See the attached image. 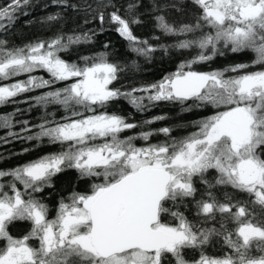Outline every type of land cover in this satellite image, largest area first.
I'll use <instances>...</instances> for the list:
<instances>
[{"label": "snow or ice", "instance_id": "1", "mask_svg": "<svg viewBox=\"0 0 264 264\" xmlns=\"http://www.w3.org/2000/svg\"><path fill=\"white\" fill-rule=\"evenodd\" d=\"M52 2L69 6L68 0ZM29 3L11 0L0 7V30L7 31L16 13ZM190 4L191 21L168 17L170 9L187 16L185 0H151L150 8L156 13L155 28L177 38L159 49L167 54L170 49L196 48L197 55L158 82L127 91L112 86L125 69L110 62L107 52L82 56L83 64L59 55L74 45L91 43L94 32L61 33L14 48L0 39V80L29 74L26 80L0 86V105L17 102L14 98L23 93L71 81L31 98L45 108L61 106L67 113L63 122L45 120L35 126L39 131L22 137L11 131L15 113L0 115V129H8L7 136L0 137L5 143L8 137L47 138L62 146L35 161L0 169V264H264V0ZM99 6L114 8L108 22L132 52L150 60L157 46L133 31L134 25L144 23L140 0H131L124 15L111 0H100ZM58 18L59 13L46 17ZM98 19L105 22L103 11ZM228 54L252 58L211 71L193 67ZM41 69L51 79L31 75ZM120 99L141 112L148 107L145 101L176 102L182 112L205 107L215 111L192 121L197 130L185 137L173 138L172 128L162 127L122 139V132L138 125L107 111ZM164 119L156 116L143 124ZM156 134L169 139L141 147L134 143L147 142ZM69 169L77 172V181L99 182L91 184L90 192L74 189L62 197L55 218L49 219L48 205L36 194L51 188L53 177ZM213 171L215 176L209 179ZM190 207L194 219L185 214ZM16 221L31 224L21 237L9 231ZM215 243L226 251L209 255L207 249ZM189 252L198 256L189 259Z\"/></svg>", "mask_w": 264, "mask_h": 264}, {"label": "trees", "instance_id": "2", "mask_svg": "<svg viewBox=\"0 0 264 264\" xmlns=\"http://www.w3.org/2000/svg\"><path fill=\"white\" fill-rule=\"evenodd\" d=\"M10 2L11 0H0V7L7 6ZM103 2L107 3L108 0H103ZM129 2H131V0H111V4L120 9L121 15L125 14V9ZM160 2L163 3L165 0H160ZM140 3L142 6L138 11L142 14L141 19L144 23L134 25L133 31L140 39H147L151 44L157 46L158 50L152 54L150 60L138 56L130 50L128 42L115 31V25L108 22V16L114 8L111 6L106 8L100 7V0H68L69 6L67 7L56 5L52 0H30L27 7L22 8L20 12L16 13V20L12 26L9 27L7 31L0 30V39L7 40V46L9 48H14L23 47L38 41H47L61 33L82 34L88 32L91 35L92 32H94L95 35H93L91 43L74 45L67 52L59 53V55L68 62L83 64L80 57L94 56L102 52H107V58L110 62L120 64L125 69L119 73V79L114 81L112 86L127 91L133 87H141L143 85L158 82L164 76L175 72L180 63L191 60L195 56L194 52L197 50L196 48L187 50L170 49L167 54H165L163 50H160V44H173L177 38L164 36L155 28V22L152 16L156 15V13L151 12V0H140ZM185 4L188 6L186 8L188 13L187 16L176 12L174 9H170L168 10L169 19L191 21L192 6L190 0H185ZM71 5H75V7H71ZM100 11H103L105 14V22L103 24H101L98 19V13ZM57 13H59V18L57 20L47 21V16L56 15ZM4 23L7 24L8 21L5 20ZM153 36H159L160 40L157 41L152 39ZM182 38L183 37H181V39ZM188 38L191 39L193 37L189 36ZM105 44L108 45L107 48L104 47ZM251 58V55H241L237 57L228 54L224 57L218 56L213 61L202 64L201 69L203 68V71H211L223 68L233 61L249 62ZM67 83L68 82H57L51 85V87L55 90L66 86ZM43 91L44 89L31 91L23 96V101L21 100L22 96H19L14 99L17 102H10L2 105L0 107V115L15 113L14 122L16 126L23 123V121H28V124L32 123L38 125L45 120L63 122V117H65L67 113L61 106L48 105L45 108L44 106L36 104L34 99H31L40 96ZM137 95H139V93H137ZM145 104L148 105L147 101H145ZM181 107L180 104L178 106L177 104L163 101L150 104L146 110L141 112L137 111L127 100L120 99L111 102L107 107V111L109 113L122 115L127 118L128 122L138 125L135 129L122 132L120 137L124 139L129 136L138 135L141 131H145L147 125H144L143 122L156 116H165L166 119L157 120L151 125H148L150 130L154 131L162 127H169L172 128V134L180 130L182 132L186 127L191 126L192 121L198 120L204 116V113L199 111L204 108H198L197 111L185 113L181 111ZM17 109L20 111L17 112ZM34 126L35 125H33V127ZM13 128L15 129V126ZM0 137H4V135L0 133ZM156 139L157 134L150 138V143L153 144ZM158 139H161L163 142L168 140H163L162 136ZM134 143L137 147L146 146L141 139H136ZM25 149H27V151H24ZM61 150L62 146L60 144L50 143L46 138L35 142L33 140L29 141L8 137L7 143L0 140V169L9 170L26 163L24 159L18 160L12 157L16 154L28 155L29 159L37 160L42 156ZM77 175L74 169H69L53 177L52 193L55 202H59L62 197H67L74 189L78 192H90L91 184L93 182H99L98 180L87 179L77 181ZM214 176V171L209 173V179H212ZM197 187H201V185L197 183ZM227 191L231 192L232 190L229 188ZM237 198L245 199L246 197L238 195ZM185 214L189 219L195 218L194 212L191 209L185 211ZM216 226L218 227L219 225L217 224ZM223 251H226V249H224L220 243H215L207 249L209 255H221ZM193 255L198 256V253H193Z\"/></svg>", "mask_w": 264, "mask_h": 264}, {"label": "flooded vegetation", "instance_id": "3", "mask_svg": "<svg viewBox=\"0 0 264 264\" xmlns=\"http://www.w3.org/2000/svg\"><path fill=\"white\" fill-rule=\"evenodd\" d=\"M253 70H257V68H250L249 69V71H253ZM159 102H163V101H159ZM154 103H156V102H154ZM170 103L177 104L179 106V103H176V102H170ZM149 105L150 104H148V106ZM205 108H206V110H205ZM205 108L199 110L200 112L204 113L203 114L204 116L211 115L215 111V109H212L210 107H205ZM195 110L197 111L198 109H193L191 112H194ZM204 110H205V112H204ZM185 113H190V112H185ZM33 125L36 126L38 124H32L31 123V124L24 125L23 123H20L17 126L15 125V129L13 128V129H11V131L19 133L20 136H22V137L23 136H27V135H31V134H34L37 131H39V129L37 127H35V126L33 127ZM24 127L31 128V132H23V131H21V129L24 128ZM196 130L197 129L195 127H192V126L186 127V129L182 130V132L180 130V131H176L175 133L172 134V132H173L172 131L171 132V137H173V138L185 137V136L189 135L190 133H192V132H194ZM145 131H150V128H149L148 125H147ZM7 132H8V129H1L0 133H1V135H4V137H6L7 136ZM161 136L163 137V140L169 139V137H165L163 134H157V139H156V141H154L153 144H158V143L163 142L161 139H158ZM33 141L36 142V140H33ZM144 143L145 144H151L150 143V139L147 142L144 141ZM12 157L15 158V159H18V160L24 159V160H26V163L36 160V159L35 160L29 159V156L28 155H24V154H18V155L16 154V155H13ZM26 163H24V164H26ZM0 182H3V181H0ZM18 187H20L21 190H22V186L21 185H18ZM36 195H37V197L39 199L42 200L43 203L48 205V208H49V217L48 218L49 219H54L55 215H56V211H57V207H58L59 202H55L54 199H53L52 187L51 188H45L43 192L38 193ZM189 209L193 210V212H194V209H192L191 207ZM169 219L170 218L165 217L166 221L169 220ZM30 227H31V224L29 222H27V221H16L13 224L9 225V231L14 237H21L24 234H26L27 231H29ZM33 243H35V241H33ZM193 256H194L193 253L189 252L188 255H187V258L191 259V258H193Z\"/></svg>", "mask_w": 264, "mask_h": 264}, {"label": "rangeland", "instance_id": "4", "mask_svg": "<svg viewBox=\"0 0 264 264\" xmlns=\"http://www.w3.org/2000/svg\"><path fill=\"white\" fill-rule=\"evenodd\" d=\"M4 22V21H3ZM198 50V49H197ZM195 51L194 52V54H195V56L197 55V53H198V51ZM201 65L202 64H196V65H193V67H194V69L195 70H198V71H203L202 69H201ZM28 75L29 74H21V75H19V76H16V77H12V78H10V79H8V80H0V86H3V85H5V84H11V83H15V82H17V81H21V80H26L27 78H28ZM31 75H33V76H37V77H43L44 79H51V77H50V74L49 73H47L45 70H37V71H35V72H33V73H31ZM68 83H71V81H69ZM51 87V86H50ZM49 87V88H50ZM49 88H40V89H44V91L43 92H41V94H43V93H46V92H48V91H51V89L52 90H54L52 87L49 89ZM45 89H48V90H45ZM35 90H38V89H35ZM35 90H33V91H35ZM27 93H30V92H26V93H23V94H21L20 96H22V98H21V100L23 101L24 100V98H23V96L24 95H26ZM19 97V96H18ZM18 97H15V98H18ZM14 98V99H15ZM20 100V101H21ZM2 105H0V107H1ZM86 114H90V113H86ZM99 141H97V143H98Z\"/></svg>", "mask_w": 264, "mask_h": 264}]
</instances>
